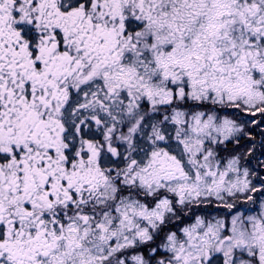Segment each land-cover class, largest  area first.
I'll list each match as a JSON object with an SVG mask.
<instances>
[{
  "label": "snow or ice",
  "instance_id": "6c2138e0",
  "mask_svg": "<svg viewBox=\"0 0 264 264\" xmlns=\"http://www.w3.org/2000/svg\"><path fill=\"white\" fill-rule=\"evenodd\" d=\"M0 264H264V0H0Z\"/></svg>",
  "mask_w": 264,
  "mask_h": 264
}]
</instances>
